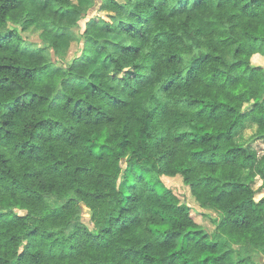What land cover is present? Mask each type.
Masks as SVG:
<instances>
[{
  "label": "trees",
  "instance_id": "16d2710c",
  "mask_svg": "<svg viewBox=\"0 0 264 264\" xmlns=\"http://www.w3.org/2000/svg\"><path fill=\"white\" fill-rule=\"evenodd\" d=\"M98 12L50 71L45 51L65 37L51 28L85 8L0 0V264H250L230 253L264 254V149L232 135L249 117V141L264 139V0ZM94 51L106 56L91 71ZM174 177L221 215L218 238L165 185Z\"/></svg>",
  "mask_w": 264,
  "mask_h": 264
},
{
  "label": "rangeland",
  "instance_id": "374dc122",
  "mask_svg": "<svg viewBox=\"0 0 264 264\" xmlns=\"http://www.w3.org/2000/svg\"><path fill=\"white\" fill-rule=\"evenodd\" d=\"M79 2L80 5L86 10V15L83 18H79L76 15H70L64 19L65 27L63 29L59 30L56 28H51V31L54 34H62L65 37L60 39L59 46L56 51L52 49H47L45 51V57L51 62V66L49 68L50 71H54L57 68H63V61L66 57V51L68 50L69 42L71 40L81 39L88 20L99 13V0H79ZM104 31V26L99 24L97 32L94 36L102 43L108 44L109 49H113L114 47L109 43L110 40ZM36 34V31H28L25 33L29 39L35 38ZM80 46H82V43H80ZM76 49L77 45L73 42L69 49V56L73 55L76 52ZM105 56V53L101 51H94L90 53L89 57L93 62L90 70L94 71L100 64L104 63ZM255 133L256 126L252 123L251 118L248 117L245 119L244 125L238 128L232 136L235 142L245 144L250 150L259 151L264 149V139L255 140L253 142L249 141L250 137ZM163 181L165 185L168 186L180 198V200L186 202L190 206L193 218L199 225H201L203 232L214 234V236L218 238L219 233L217 232L216 226L221 220V215L211 208H200L190 195L188 188L182 183L180 177L163 178ZM259 184L260 182H256L254 185L255 188H257ZM262 195H264L263 191L257 193L255 198L259 199ZM80 206L83 221L88 226H91L88 209L83 204H80ZM16 212L23 214V212L19 210ZM232 247L234 249V251L230 253V260L232 262L236 261L238 257H244L250 264H264V254L260 249L246 247L240 248L239 246L235 245Z\"/></svg>",
  "mask_w": 264,
  "mask_h": 264
}]
</instances>
